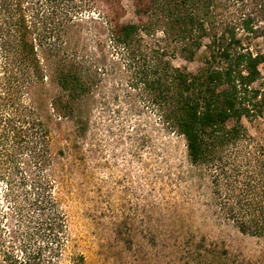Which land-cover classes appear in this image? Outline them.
Returning a JSON list of instances; mask_svg holds the SVG:
<instances>
[{
  "label": "trees",
  "instance_id": "trees-1",
  "mask_svg": "<svg viewBox=\"0 0 264 264\" xmlns=\"http://www.w3.org/2000/svg\"><path fill=\"white\" fill-rule=\"evenodd\" d=\"M132 2L135 21L120 0H0V264H63L52 133L67 122L86 138L92 101L118 76L183 138L219 214L264 239V140L245 125L264 116V0Z\"/></svg>",
  "mask_w": 264,
  "mask_h": 264
},
{
  "label": "rangeland",
  "instance_id": "rangeland-1",
  "mask_svg": "<svg viewBox=\"0 0 264 264\" xmlns=\"http://www.w3.org/2000/svg\"><path fill=\"white\" fill-rule=\"evenodd\" d=\"M120 2L123 20L135 21L132 0ZM255 48L264 51V40ZM173 64L191 72L200 66L178 55ZM260 71L254 86L264 92ZM125 83L122 76L104 81L86 138L67 122L52 133L55 192L69 230L63 264H73L75 253L83 264H264V239L219 214L210 179L189 164L183 138L168 134ZM245 125L264 140V116Z\"/></svg>",
  "mask_w": 264,
  "mask_h": 264
}]
</instances>
